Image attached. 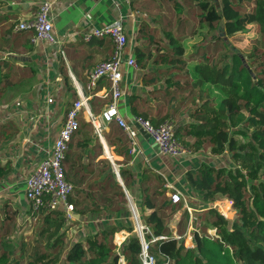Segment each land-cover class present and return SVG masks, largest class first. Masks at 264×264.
I'll return each mask as SVG.
<instances>
[{
    "label": "crops",
    "instance_id": "crops-1",
    "mask_svg": "<svg viewBox=\"0 0 264 264\" xmlns=\"http://www.w3.org/2000/svg\"><path fill=\"white\" fill-rule=\"evenodd\" d=\"M40 1L0 0V165L6 169L0 177V221L20 216L22 212L29 214L24 181L49 152L72 101L83 94L87 96L90 111L99 114L111 100L108 78H100L89 90L86 84L95 65L111 56L113 44L106 36L86 41L85 31L121 18L127 35L123 57L131 55L137 66L120 64V94L116 100L119 113L127 120L135 113L157 123L168 118L180 130L189 129L198 112L190 101L195 86L189 67L205 54L204 48L221 44L216 38L207 40L208 26L201 21L202 10L197 5L200 0H53L50 17L55 39L32 43L31 31L15 30L13 26L21 19L33 17ZM250 25L255 27L254 23L247 26ZM195 35H202L197 44L192 37ZM177 45L183 49L185 63L172 61V50ZM219 51L216 50L214 63ZM202 109L205 110L203 106ZM78 120L79 129L72 135L62 163L65 179L73 187L69 199L74 211L70 220L72 230L78 227L73 241L83 240L87 234L102 228L125 225L122 222L128 200L140 203L138 184L142 174L151 186L165 187L167 198L171 190L166 188L169 183L190 206L203 208L206 202L189 186L185 172L196 169L204 161L220 164L224 157L208 155L206 160L202 158V149L189 156H164L137 127L132 146L115 121L104 124L98 135L84 110L80 111ZM191 129L184 139L198 146L189 140ZM127 149L129 152L125 154ZM120 168L132 176L128 188ZM108 174H112L113 180L108 181ZM105 178L108 185L103 192L100 185ZM114 184L121 186L126 199L122 209L121 191ZM106 196L113 197L114 203H106ZM178 204L173 221L168 223L172 235L182 234L187 225L182 220V202ZM146 209L148 213L151 211ZM181 223L184 227L180 233L177 226ZM121 231L125 238L127 231Z\"/></svg>",
    "mask_w": 264,
    "mask_h": 264
},
{
    "label": "trees",
    "instance_id": "trees-1",
    "mask_svg": "<svg viewBox=\"0 0 264 264\" xmlns=\"http://www.w3.org/2000/svg\"><path fill=\"white\" fill-rule=\"evenodd\" d=\"M197 5L202 10L201 21H205L209 29L216 30L215 40L221 44L212 48L210 58H203L205 54H202L201 58L193 63L196 76L192 85L199 86L207 82L221 89L223 97L220 101L211 100L209 104L204 103L205 110L215 111L224 118L233 117L238 110L246 112L245 116H240L239 121L245 129L249 125L252 126V129L248 131L247 144L252 148L253 155L251 158L248 157L247 148L242 146L233 135H230L224 126H221L225 119L219 122L218 127H216V122L206 121L189 124V129L193 127L202 134L211 133L216 151L221 152L228 149L232 156L242 153L246 163L252 160L255 166V168L246 166L247 172L255 173L257 170H262V177H264V74L257 70L263 64L252 68L243 54L236 51H232L230 55L225 54V58L222 56L216 63L212 61L216 50L222 49L227 43V38L242 33L248 24L254 23L257 32L264 35V0H218V2L200 0ZM172 54L174 55L172 61L185 63L182 58L183 49L180 46H175ZM227 55L230 60H225ZM137 59L139 60L138 54ZM136 114L138 113L133 115ZM195 117L203 120L204 112H197ZM149 120L154 125L158 124ZM189 129L183 127L181 130L180 128L174 130L177 139L185 145L187 142L184 136L187 135ZM242 132L245 130L240 128L234 133ZM197 148L198 146L195 147ZM128 152L127 149L124 153ZM65 160L66 155L63 164ZM125 171L120 168L119 173L125 187L128 188L132 176L130 173L126 175ZM223 171L221 166L216 168L213 164L202 163L196 169H188L185 172L189 186L201 194L204 199L215 194L229 197L233 199L234 207L238 208L236 211L239 213L238 218L227 221L214 208L207 207L205 203L203 211L194 213V224L199 228L204 215L209 214L212 218V225H219L221 228L216 231L218 236L215 240L211 239L206 232L202 233V236H195L193 248L184 246L183 239H176L171 233L168 217L173 215L177 206L169 202L170 200L168 201L165 187L151 186L150 180L143 174L141 175L138 184L139 202L141 206L151 210L143 216V221L149 226L152 235L158 237L150 246L156 264H163L166 259L171 262L170 264H264V179L256 183L252 182L251 190L247 193L245 180L229 176L227 173H222ZM5 173L6 169L0 165V177ZM113 178L112 174H108V181ZM160 181L162 182L161 178ZM107 185L105 178L101 182L100 189L105 192ZM114 186L121 191L120 208L122 209L126 199L121 186L119 184H114ZM246 197L249 198V202L246 203L250 205L248 210L243 209ZM105 199L108 204L114 203L113 197L106 196ZM114 209L118 211V205H115ZM168 210L170 212H167ZM63 214V210L53 208L41 211L38 234L34 238L33 252H31L33 258L29 263L51 256L47 260L51 264L57 261L61 264H118L120 257L124 264H140V244L129 223L123 227L102 228L98 232L87 234L84 237L87 247L84 246L83 240L73 241L61 256L66 229L71 225L69 220H65ZM11 217L8 218L9 220L5 218L0 221V264H23L25 247L23 238L20 240V247L16 253L9 249L6 241V232L11 223ZM209 227L212 226H204L206 230ZM121 229H125L129 234L118 247L110 237ZM90 247L94 248L92 253H88L91 250Z\"/></svg>",
    "mask_w": 264,
    "mask_h": 264
},
{
    "label": "built area",
    "instance_id": "built-area-1",
    "mask_svg": "<svg viewBox=\"0 0 264 264\" xmlns=\"http://www.w3.org/2000/svg\"><path fill=\"white\" fill-rule=\"evenodd\" d=\"M53 0H41L38 4L36 13L31 18L21 19L14 24L15 30L31 31L30 41L53 42L52 22L50 9ZM109 37L113 49L111 56L98 62L88 74L87 89L95 87L96 82L102 78H108L111 87V100L101 110L99 114H93L87 105V96L79 94L67 108L65 119L58 130L53 144L45 156L42 157L38 166L26 177L24 181L25 200L29 206L28 219L37 220L41 211L46 208L64 210L65 220L73 218L74 205L69 201L72 193V184L65 179L63 171V160L68 150V145L72 135L79 127L78 116L84 110L86 119L91 123L98 135L104 124L115 121L118 126L126 133L130 144L135 145L136 126L141 127L156 144L159 154L169 157H182L191 155V150L181 144L174 133V123L171 119H164L154 125L150 120L142 115H132L127 120L118 111L116 100L119 97V81L121 79L120 64L125 62L129 66H137L134 57L129 55L124 59L123 54L127 44V35L121 18L114 19L100 26L93 27L85 31L83 39L88 41L92 37ZM50 100V99H48ZM166 188H170L168 198L172 204L182 202L184 214L187 215V225L182 234H174L176 239H183L184 245L194 247L195 236H202L199 228L193 222L194 213L203 211L204 208H193L182 198L180 191L174 189L167 183ZM129 210L132 215V232L138 238L140 244V264H156L154 254L150 246L158 237L152 235L150 228L146 225L140 215L136 205L128 200ZM210 207L214 208L223 217L228 218L224 210H230V218L233 216L234 201L229 197H223L213 202ZM206 234L211 239L217 238L216 229L206 230ZM215 237V238H214ZM163 264H170L166 259Z\"/></svg>",
    "mask_w": 264,
    "mask_h": 264
},
{
    "label": "rangeland",
    "instance_id": "rangeland-1",
    "mask_svg": "<svg viewBox=\"0 0 264 264\" xmlns=\"http://www.w3.org/2000/svg\"><path fill=\"white\" fill-rule=\"evenodd\" d=\"M212 1L218 2V0H212ZM215 33H216V30L211 31V29H209V27H207V30H206L207 40L210 41V38L213 40L215 38ZM192 37L195 38V41L197 44L198 40L201 39L202 35L201 36L195 35ZM212 48L213 47H210V46H208L207 50L204 48V50H205L204 53L209 55L212 52ZM232 51L240 52L241 54H243L246 62L249 63L252 68L255 65L263 64V66L259 67L257 70L261 71L264 74V35L257 32L256 27H254L253 25L247 26L245 31H243L242 33H237L234 36L228 37L227 43H225L223 48L220 49V51L217 53L216 59L218 60L222 56H224V58H225V54L230 55ZM206 60H208V59H206ZM225 60H230L228 55H227ZM212 61H214V57H213ZM189 71H190L191 76L193 77L192 79H194L196 76V72L193 69V63H192V65H190ZM194 89H195L193 91L194 92L193 93L194 98L190 99V101L192 100L191 104L193 105L194 109H196L195 111H198V112L205 111V117L202 119L205 121L216 122V127L219 126V122L221 120L225 119L224 123L221 126H224L230 135H233L242 146H245L247 148L246 154L249 155L248 157L251 158V156L253 155V150L247 144V140H248V131L252 129V126L249 125V127L247 129H245L242 126L241 122L239 121L240 116L241 115L245 116L246 112L244 110L243 111L238 110V113L236 115H234L233 117L224 118V117L220 116L219 113H217L215 111H211L210 109L209 110L201 109L203 104L206 102L208 104L209 101H211V100H214L215 102L220 101V98L223 97V94H222L220 88L218 89V87L211 85L207 82H203V84L199 85V86L196 85ZM209 99H211V100H209ZM199 102H201V103H199ZM195 122H197L196 119H195ZM240 128L244 129L245 132L235 134L234 132ZM189 138H190L189 139L190 142L195 141L198 144L197 149H195L196 144H194V143H188V141H186L187 145H185L181 142L180 143L185 145L186 147H188L191 150V154H193L196 150L202 149V151H201V153L203 154L202 158H205L206 160H207L206 156H208V155H210L211 157H214L216 155H218V157H222V158L224 157L223 158L224 160L220 164H216L215 167L217 168L218 166H221V168L224 170L222 173H227L229 176L245 180L247 193H248V190L249 191L251 190L250 184L252 182L256 183L257 181L264 179V177H262L263 176L262 170H257L255 173L247 172L248 168H246V166L247 167L250 166L253 168H255V166H254V163L252 162V160H250L248 163H246V161L244 160L245 157L242 155V153H239L237 156H232V153L230 151H228V149H224L221 152L216 151L214 149V145L212 142L211 133L202 134L201 132H198L196 129H194L192 127V129L190 130ZM202 163L208 164V161L207 162L204 161ZM243 176H244V178H243ZM128 196L130 197L131 195L128 194ZM220 198H222L221 195L215 194L214 196H211L209 198L204 199V201L210 207V205L213 202H215L216 200H218ZM247 202H249L248 197H246L245 206L243 207V209H245V210H248V208L250 206L249 204H246ZM135 204H136V207L138 208L140 215L145 216V214L148 213V210L146 208L142 207L140 203H137L135 201ZM180 206H181V204H180ZM178 207H179V204H178ZM17 210H20V207H18ZM233 210H234L233 216L231 215V218H230V216H228V218L224 217L227 221H231L234 218L239 217V213H237L238 208L233 207ZM20 212H22V211H20ZM167 212H170V210H168ZM27 216L25 214H23V212H22V214H20V216L15 215L14 218L11 219V223L9 224L8 230L6 232V236H7L6 241L8 242L9 249H11L12 251H15V253H16L17 249H19V247H20V240H21V238H23V240L25 241V243H24L25 247H24V252H23V255H24L23 256V264H51V263H49V261L47 262V260H49V258H51V256H47L45 258L40 259L39 261L29 263L33 258L31 255V252H33L34 238L36 237V234H38L41 216L37 220L28 219ZM172 216L168 217V223L169 224L173 221ZM7 220H9V219H7ZM182 220H183L184 224L187 222V215L186 214H184L182 216ZM211 220H212V218L209 216V214L204 215V217L202 218L201 223L199 225V230L201 233L206 232V229L204 228V226H206V225L212 226V227H209V229L215 228L216 231L218 230V228H221V226H219V225H212ZM71 223H72V221L69 220V224H71ZM122 223L123 224L129 223L132 225V215H131V212L129 210L128 204L126 205V218H125V220H123ZM184 224L181 223L177 226V230H179L180 233L183 232ZM72 226H73V224L69 225V227H67V229H66L67 231H66V235H65V241L62 244L61 256H63V254H64L63 252H65L67 250L68 246L73 241V238H74L73 235L75 234L74 232L76 229H78V227L74 226L75 228L73 227L74 229L72 230ZM123 226H125V225H122L119 227H123ZM127 233L129 234L128 231H127ZM123 236H124V232L119 230V231H117V234L114 233L110 238H111V241L119 247L121 242L125 239ZM84 240L85 239L83 238V242H84L83 244L85 247H87V244L85 243ZM191 248H193V247H191ZM90 249L91 250H89L88 253H92V251L94 250L93 247H90ZM116 251H118V249H116ZM117 263L118 264H124L122 257H120L118 259ZM55 264H61V263L57 261Z\"/></svg>",
    "mask_w": 264,
    "mask_h": 264
},
{
    "label": "water",
    "instance_id": "water-1",
    "mask_svg": "<svg viewBox=\"0 0 264 264\" xmlns=\"http://www.w3.org/2000/svg\"><path fill=\"white\" fill-rule=\"evenodd\" d=\"M217 5H218V3H217ZM138 129H139V131L146 137V138H150L149 137V135L141 128V127H139V126H136Z\"/></svg>",
    "mask_w": 264,
    "mask_h": 264
},
{
    "label": "bare ground",
    "instance_id": "bare-ground-1",
    "mask_svg": "<svg viewBox=\"0 0 264 264\" xmlns=\"http://www.w3.org/2000/svg\"><path fill=\"white\" fill-rule=\"evenodd\" d=\"M224 213H225L227 216H230L231 211H230V210H224Z\"/></svg>",
    "mask_w": 264,
    "mask_h": 264
}]
</instances>
